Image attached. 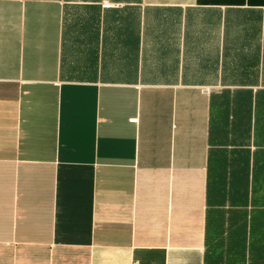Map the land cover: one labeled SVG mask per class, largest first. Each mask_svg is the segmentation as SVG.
I'll return each instance as SVG.
<instances>
[{
    "label": "crops",
    "instance_id": "1",
    "mask_svg": "<svg viewBox=\"0 0 264 264\" xmlns=\"http://www.w3.org/2000/svg\"><path fill=\"white\" fill-rule=\"evenodd\" d=\"M135 262L264 264V0H0V264Z\"/></svg>",
    "mask_w": 264,
    "mask_h": 264
},
{
    "label": "built area",
    "instance_id": "2",
    "mask_svg": "<svg viewBox=\"0 0 264 264\" xmlns=\"http://www.w3.org/2000/svg\"><path fill=\"white\" fill-rule=\"evenodd\" d=\"M103 6H105V7H110L111 4H110V3H104ZM133 264H138V263L135 262V263H133Z\"/></svg>",
    "mask_w": 264,
    "mask_h": 264
}]
</instances>
